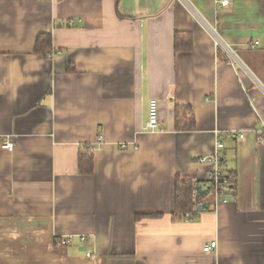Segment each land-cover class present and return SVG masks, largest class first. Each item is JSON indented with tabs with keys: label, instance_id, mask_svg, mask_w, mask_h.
I'll use <instances>...</instances> for the list:
<instances>
[{
	"label": "crops",
	"instance_id": "crops-1",
	"mask_svg": "<svg viewBox=\"0 0 264 264\" xmlns=\"http://www.w3.org/2000/svg\"><path fill=\"white\" fill-rule=\"evenodd\" d=\"M220 1L0 0V264H264V0ZM173 105L192 108L194 131L175 129ZM218 140L235 198L177 219L175 176L210 192L199 158Z\"/></svg>",
	"mask_w": 264,
	"mask_h": 264
},
{
	"label": "trees",
	"instance_id": "trees-1",
	"mask_svg": "<svg viewBox=\"0 0 264 264\" xmlns=\"http://www.w3.org/2000/svg\"><path fill=\"white\" fill-rule=\"evenodd\" d=\"M121 0H114L115 9L117 10ZM174 51L175 52H190L192 50V38L189 33H174L173 38ZM55 50L52 46V37L50 34H39L36 38L32 54L38 55L43 59H49L50 56L55 54ZM66 72L68 74L74 73L75 68L72 64H67ZM175 129L177 131H194L195 119L192 108L189 106L173 105ZM94 172L93 155L88 153V147L82 146L80 148L78 156V173L80 175H92ZM234 175V172H228V176ZM197 181L192 178L182 177L180 175L175 176L174 180V217L179 220H184L183 215L185 213H192V219L197 218V203L192 198V192L197 185ZM231 187L230 193L235 198L236 182L229 184ZM206 201L208 205L211 204V195L208 191ZM200 196V195H199ZM153 217V216H148ZM139 216H136L138 219Z\"/></svg>",
	"mask_w": 264,
	"mask_h": 264
},
{
	"label": "built area",
	"instance_id": "built-area-1",
	"mask_svg": "<svg viewBox=\"0 0 264 264\" xmlns=\"http://www.w3.org/2000/svg\"><path fill=\"white\" fill-rule=\"evenodd\" d=\"M42 1H47V0H42ZM227 1L223 0L220 1L219 6L220 7H226L227 6ZM257 43V42H255ZM215 46L220 47L221 42L219 39L215 40ZM53 54L50 56L52 57ZM159 128V121H158V114H157V102L154 99L149 100L148 102V110H147V122L145 125V130L148 132H155ZM255 136H256V141L259 146L264 148V125H260L256 131H255ZM231 137L234 140H241L243 139L244 135L242 133L240 134H231ZM102 146V139L98 137L96 142L93 145L88 146V153L93 154L99 148ZM6 149H12V145L8 144L5 146ZM224 146L223 144L218 140L214 144V150L211 154L207 156H203L199 158V163L200 164H210L213 166L214 170L211 172L208 178V187L210 189V195H211V204L208 205V202L205 201L204 203L198 205L201 207V210L207 209L209 206L212 208H216L219 204L226 203L228 201V195L230 194V185L233 182H236V177L234 175L228 176V173H224L222 171V150ZM202 185V184H201ZM198 192L196 189L193 190L192 192V198L195 200L198 197ZM192 213H185L183 215L184 221H193L192 219ZM81 242H85L86 238L85 237H80L79 238ZM73 240V237H66L62 238L59 241V245L61 246H66L70 244ZM217 248V242L212 241L209 244L205 245L203 248L204 253H210L214 249Z\"/></svg>",
	"mask_w": 264,
	"mask_h": 264
},
{
	"label": "water",
	"instance_id": "water-1",
	"mask_svg": "<svg viewBox=\"0 0 264 264\" xmlns=\"http://www.w3.org/2000/svg\"><path fill=\"white\" fill-rule=\"evenodd\" d=\"M195 189H196V191L198 192L199 195H205L208 192L207 190H204L203 186L201 184H199V183L195 186ZM200 211H201V207L198 206L197 207V212H200Z\"/></svg>",
	"mask_w": 264,
	"mask_h": 264
}]
</instances>
